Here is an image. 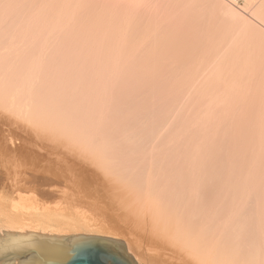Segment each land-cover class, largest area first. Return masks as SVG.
<instances>
[{"label":"bare ground","instance_id":"obj_1","mask_svg":"<svg viewBox=\"0 0 264 264\" xmlns=\"http://www.w3.org/2000/svg\"><path fill=\"white\" fill-rule=\"evenodd\" d=\"M36 1L40 2V0H36ZM89 1L87 2L86 0L87 3H89ZM100 1L102 2V0ZM139 1H141L142 3L143 0H138L136 2ZM154 1L155 0H146L145 3L148 2L149 4L148 3L147 4L150 6L151 3L156 4V1L155 2ZM206 1L205 3L216 2L215 3L216 5L217 2L220 3L218 0H210V1L206 0ZM243 1L245 3V6L244 8H240V9L232 8V6L230 7L225 2L224 4L223 1L221 5L219 4L218 6L222 8L221 9L219 7L223 11L221 12L224 13L225 16H227V18H224L225 20L229 19L230 20L229 22H232L231 24L233 26H235L236 24L238 25V26L236 25L235 27L232 26V28H235L233 29L234 33L239 32L241 36L242 35L244 36L243 33H245L247 34V37H251V34H256L255 37L257 36L259 40H262L264 36H262L260 31L259 34L253 30L255 28L254 25L256 24H254V21L253 23H251V21L254 17V20L258 18L257 21L255 22H258L260 20L261 24L264 23V0H243ZM81 2L82 1L80 0H41L40 5L44 3L43 5L40 6L38 5L39 3L37 2L38 6L35 5L33 6V3L35 4L34 0H0V21H1L0 23H2V20L4 19V20H10L12 22L14 21L17 25L12 27L11 31L12 32L14 31V33L13 34L11 33L9 35H6L7 32L6 34L4 33L5 30L2 27L0 28V234L7 232H23V233L54 235V236H94L101 238H109L113 240H117L114 239L116 237L114 238L112 236L110 237L109 234L118 237L121 236L122 238L125 239L123 244L126 248V253L132 257L135 264H264V238L261 237L264 234H260L261 238L256 236L258 234V229L260 227L261 229L262 227L264 229V223L262 225L260 222L262 221L260 220L261 217L264 216L263 215L264 203L263 202L258 203L259 199L257 198L258 199L257 200L255 198L256 196L257 197L261 196V198L264 199V169L260 168L256 170L255 168H253L254 166L249 167L248 165H246L250 159H245L241 157L243 154L240 155L238 152L229 151L227 147L228 143L226 144L224 142L223 140L224 138L215 134L214 131H213L214 134H209L208 132H210V127L207 126L208 124L207 125L205 124L207 123V120L208 121L211 120L209 118L210 117L209 114L211 113L209 112L210 111L212 112L213 106H215L214 104H218V98L220 103L221 99L222 102L224 101L223 98L227 94L229 95L230 92L233 94L232 91H234L233 86L235 84L236 86H238L239 84L242 85L241 80H243L245 81L243 82V84L247 83L253 85L256 83L257 85L260 79H257L256 77L257 79L256 82L255 78H254L255 81L252 79L253 76L247 77V75L252 74L251 72L247 74L246 75L247 78H245L243 75H245L246 73L244 74L243 70L244 67L246 66L242 67L243 68V70H241L243 71V75H242V72H240L241 73L240 74L237 73L235 70H232V67L234 65L232 66L231 64H229L230 62L227 63L228 64L227 66L226 65L224 66L225 62L219 59L222 61V64L219 62V60L218 62L220 64L219 63L218 64L223 68H218L219 71L217 72L216 70L218 69L216 68L218 64L216 63L214 64L213 62H210V66L208 70L206 69L208 68V64L206 62V65L201 66L200 68L201 70L199 71L204 74L206 73L207 76L203 75L205 77L203 78L202 74H200L201 75V76L199 75L201 77L200 81H199V76H197L198 78L194 77L193 80H195L196 82L192 81L191 79L190 81H192L193 85H190L191 88H189L191 90H194V85H195V88H197L198 86L197 89L199 88L202 89V86L205 85L203 86V90H205L204 88L207 89L209 85L208 83H210L211 85V82H216L218 78L221 81H223V83H220L221 82L220 80L219 83L218 81L216 82L217 86L214 85L216 86V89L213 86L216 92L212 90H211L212 92L211 91L209 92V88L207 90L209 92L208 95L209 94L211 95L209 96V99H207L208 102L206 104L207 107L205 106L206 108L204 109L209 112L208 114L206 113L207 116H205L206 111L204 110L203 111L204 114L201 113L200 115L201 117L204 116L203 118L209 116L208 119L205 118L206 122L205 119L202 118L200 119L203 120L204 122L201 121L199 118H198L199 120L198 119L193 120L191 119V117L189 118L188 116H186L187 115L186 112L188 111H186L184 114V108L183 106H181L182 104L180 105V103H178L179 105H176L177 103L174 102L168 104H161L158 101L160 103L158 105L159 107H157V109H155L156 108L155 107L154 110L150 109L149 108L150 105L147 104L146 106H148V108H145L144 110H142L143 107L142 109L140 108V110L131 109L132 112H130L131 113L130 117L128 116L129 114L127 115L125 112H123L129 117L128 121L124 120L125 122H123V124L121 123V125L118 124V127L117 124L116 127L115 124H113L114 127L111 126L110 128L107 125L110 126L112 125L113 122L107 120L110 119L109 116L111 115L109 113L110 112L109 109H107V107L104 108L107 109V111L105 112H107L110 115L107 114L106 117H103V115L106 114L105 112L103 113L104 111L103 106H101L102 109L98 108V110L97 109L94 110L92 105H90L89 103L87 104L86 102L87 100L85 96L83 97L81 95L83 93H80L82 92V90L79 89L80 83L77 84L78 86L76 85L77 88L76 86L75 88H73L74 85L71 88L72 82L70 80L73 79L69 80L68 78L67 80L70 81V83L69 82L66 83L67 81H64L66 83V86L63 81L62 82L64 85L62 84L60 79H57L56 80L57 82L55 81V83L52 82V84H50L51 80L45 83L48 80L45 79L44 77L47 74V72L46 74L41 73L42 69L44 68L47 69V67H49L50 69L51 67V65H48L47 62H45L43 59V55L44 53L48 52L46 51L48 48L50 49V47L52 48L53 46L52 49H55L54 45H57L58 47L59 46L66 47L65 50H69V47L70 50H72L74 47H76V50L77 48H81V50L80 49H78L79 51L77 50L79 54L80 52H82L83 50L82 47L84 46L80 44L82 43L80 41L84 39V43H85V40L86 39L88 40V37H86L85 32H84L85 34H83V32L82 33L80 32L81 34L85 35L84 38H81L82 36L81 37L78 36L79 38H81L79 41L80 43L79 42L75 43L74 41L75 39L74 40L72 39L74 43L78 46H75L73 43L65 42L64 40L62 44L61 42L58 43V39L60 40L61 38L67 37L68 35L70 37L72 32L74 35L77 32L75 30V27H72V24H73V20H75L74 18H77L75 16L78 14V12L82 11L79 10L80 9L79 7L82 8L83 6L82 4H84L83 2L82 3ZM90 2L92 4L94 3L92 2V0ZM115 2H117V0H115ZM121 2H123V0ZM129 2H131V0ZM129 2H127V5H129ZM105 3L102 4L105 5ZM113 4L114 6L117 5V4L115 5V3ZM111 5L112 4H110V6ZM143 5L140 6L142 7ZM121 6L126 7V3L125 5H121ZM149 6H147V9ZM143 7L145 8V6ZM143 7L141 9H143ZM93 8L96 9L98 7L96 8L93 7ZM107 8H108V4H107ZM100 9H103V7ZM84 10L87 12L89 11V9L88 10L84 9ZM104 14L105 13L102 14V18ZM122 14H124V12ZM130 14L131 13H127V15ZM82 16L83 13L82 15L80 14V17ZM110 16H112V14H110ZM99 18L101 17H98L97 21H100ZM114 18L112 20H114ZM118 18L120 17L117 16V19ZM84 19H86V17ZM108 21L109 20L107 19V22ZM121 21L119 25L121 24ZM95 22H91V24L94 23L93 25H95L96 24ZM107 22H105V24ZM123 22L122 25L119 26V29L123 28L122 27ZM134 22L135 21H133V23ZM82 23L79 24L83 26ZM258 25H256L255 30L258 29L259 27ZM98 26L100 25L98 24L96 27ZM125 26L126 25H124V27ZM77 27L78 26H76V28ZM116 27L118 29V24L115 26V29ZM90 28L92 27L91 26L89 28L86 27L85 28L86 30L84 29V31L88 32L87 29ZM100 28L103 27L100 26ZM106 28H103L101 30L104 31L105 29V31H108L106 30ZM239 28L242 30L237 31L239 30ZM97 29L99 30V27ZM112 29H114V27ZM127 29L125 30L128 31ZM91 30L94 31V28H92ZM96 30L94 32L92 31L93 33H91V35L93 34L94 36V33L98 34ZM130 30L132 31V29ZM133 30L135 29L133 28ZM74 31L76 32L74 33ZM16 32H18V34L21 33V35L27 36L28 38L30 36L34 40L45 37L46 40L44 41V39H42L43 42L37 43L36 41L31 42L32 40H30L31 43L30 44L28 43L29 49H31L30 47H33L32 49H35L34 47L40 48L41 53L39 52L40 53L39 56L28 59V57L26 58V55L25 56L21 55L20 48H18V45H16L17 42H15L14 40V38H16L15 35H18L15 34ZM106 33L108 35L112 34L111 32L110 33L106 32ZM119 33H122L121 29ZM87 34H90V32ZM100 34L102 35L101 38L104 37L103 36L104 32L103 34L99 33V35ZM135 34L137 33L135 32ZM91 35L89 37L90 39H91ZM96 37H98V35ZM109 39L110 38H108V41ZM114 39L110 40V42H107V44L111 43V41L113 42ZM69 40L71 41V38ZM87 40L86 43L88 46ZM49 41H52L51 44L49 43ZM96 41L97 38L95 40V44ZM91 42L90 44H92ZM137 42L135 41V43ZM104 45H106L105 42ZM95 46L97 48L98 45ZM95 46L94 48L88 46V48L91 47L90 49L93 48L92 50L94 51L96 49ZM106 46L109 47H104L102 45L103 49L108 48V50L106 49V51H110L109 50L110 47L114 48L113 50L117 49L116 50L117 52L119 50L118 49L119 46L116 48L117 44L113 47L112 45L110 46V44ZM102 47H99V49ZM63 49L61 48L60 50ZM123 49L125 50V48ZM84 51H88V49L86 48V50ZM60 52L62 53V51ZM65 53L67 52H64L63 54L64 56ZM94 53L97 52L94 51ZM102 53L104 52L101 51V54ZM113 53L114 52L112 51V55ZM73 54L75 53L73 52ZM119 54L123 55V53L121 52ZM114 55L116 54L114 53ZM91 61L93 62V64L99 63V60H96L95 58H93ZM253 61H251V63H253ZM57 62H59V59ZM79 63H81V61ZM123 63H121V65ZM212 64L215 68L211 66ZM240 64L239 67H241ZM75 65L77 66V64ZM75 65L73 66V68L76 69ZM124 65H126V63ZM229 65L232 67H229ZM97 66L99 65L97 64ZM103 67H105V65ZM224 67L228 68L227 71L228 74L236 72L237 75L231 74L230 76L226 74V72L224 74V71H226L225 70L226 68ZM203 68L206 70L205 72ZM211 69L213 70L216 69V70L212 71ZM120 70L123 69L121 68ZM210 70L212 73L215 72L214 73L215 75L212 74L211 72L210 74L207 72ZM55 71L56 70H54V72ZM42 72L44 71L42 70ZM107 72L108 70L105 73L106 76L103 74L106 78L110 76L109 74V76L107 77ZM48 73H50V70ZM113 73L114 72H112V74ZM123 73L122 75L120 76L117 75V76L119 78L121 76L123 77L125 75V74L123 75ZM211 74L213 76H211ZM208 75H210V77H208ZM97 76H95V79L93 77L92 81L96 80ZM216 76L218 77L216 78ZM214 77L215 79H213ZM46 78H49V75H47ZM80 78L82 79V77ZM195 78L198 80H196ZM211 78L213 79V81ZM227 78H229L230 80L228 79V81L224 83V81L227 80ZM40 79H42L41 82ZM44 79H45L44 82L45 84L43 83ZM64 79L66 80L65 77ZM111 79H113V77ZM114 79H113V86H114V81L116 80ZM99 80L101 81V79ZM104 81L106 80L104 79ZM190 81L189 83H191ZM229 81H231L232 83L230 82L229 84ZM240 81L241 83H239ZM83 83L84 82H82V84ZM87 83L88 82H86V84ZM96 83L98 84V82ZM68 84H70L69 85L70 87L68 86ZM222 84L224 88H221ZM225 85L227 86L225 87ZM104 86H106L105 89H109L107 88V84H105ZM110 86H112V84H110ZM113 86L111 89L114 90ZM97 88H99V86H97ZM100 88L102 89V84ZM239 89L240 88H238V91ZM97 91L99 92V89ZM101 91H102L100 92L101 94L99 93L101 95L100 101L103 102L104 105L108 106L109 104H111L110 100L113 96L110 97L109 104H107L108 102H106L105 104V101L108 100H106L105 97L104 87ZM224 92L227 94H225ZM136 93L135 95H137ZM212 93L214 96H212ZM231 93L230 95H232ZM196 95L194 96L196 97ZM106 96L109 98L108 92H106ZM221 96L223 97L220 98ZM82 97L84 101H82L81 99ZM95 97H97V95ZM207 97L208 96H206V98ZM117 98H120L119 95L117 96ZM125 99L127 98L125 97ZM160 99L162 100V97ZM149 100L151 101V99ZM200 100L201 102L204 101L202 99ZM118 101L119 100L117 99V102ZM83 102L86 103L87 105L84 104ZM140 102L142 101L140 100ZM199 102H197V104ZM223 103L225 104V101ZM120 104L122 103L120 102ZM125 104H127V102ZM192 105H196V104H192ZM228 105L227 107H229ZM109 106L112 107L111 105ZM109 106L108 108H110ZM240 107L242 109V106ZM134 108H137V106L135 107L134 105ZM185 108L187 107L185 106ZM120 112L118 114V117L124 115L123 113ZM189 113L190 115L192 114L191 112ZM112 115H115V113ZM88 117L90 118L92 117V118L90 119ZM115 117H116L115 119L117 120L118 119L117 115ZM213 117L212 120L214 119ZM104 118L105 119L107 118L106 119L107 122L110 121L111 123L109 122L110 124H105L104 122H106V120ZM123 119L121 118V120H117V121H122ZM112 131L118 132L117 138H115L116 136L111 137L112 135H110V132ZM215 131H218V128H215ZM219 133H221V131H219ZM231 145H233V143ZM51 149H52L51 152L56 151L54 153H56L57 155L53 154L56 155L53 156L54 158H52V156L49 155V153H51L50 152ZM249 152L250 150L248 151V153ZM70 154L73 155L74 157L72 156L71 158ZM106 154L112 155V157L108 158ZM113 154H115L116 157ZM250 154L251 152L247 154L246 158ZM67 155L68 157L70 156L69 157L71 158L70 160L74 158L73 161L74 162L76 161V164L77 162L81 161L80 163L85 162L86 165L81 166V164L79 163L78 165L80 166H73L74 164L70 162V160H68L69 158L67 157ZM56 163H58L59 165L54 166ZM103 166H110L109 167L110 169L104 171L106 167L104 168ZM236 166H241L240 168H242V166H248V167L246 169H243L242 171ZM262 168L264 167L262 166ZM84 180L88 181L86 186H88V188H91V190L87 191V194L84 192L83 193L86 194L87 197L89 196L88 197L89 199L92 200L94 199V201L96 199L95 203L98 205L97 207L98 209L94 205L91 206L92 208H94L93 210L97 209L96 211H98L97 213L94 214L95 217L98 218L97 221L99 222L100 225V226L94 225V227L96 226V228L97 226H99V228L97 229L98 231L96 230V228L95 229L92 228L93 226H90L91 224L73 221L72 219L67 217V215L63 211L64 208L66 209L71 208L74 210H78L79 208H82V206L79 204L80 201L79 202L75 201L76 197L77 199H81V198H78V196H73L74 194L73 195L70 194L71 197L72 196L75 197V200H73L74 198L71 199L70 195L67 196L68 194L66 193L69 186L71 187V185H75L74 187H78L80 183L86 184ZM72 191L74 192L75 190ZM80 195H82V193ZM87 197L85 196V198ZM45 205H49V206L44 207ZM52 205H55V208H52L51 207ZM258 224H260V226H258ZM100 229L102 232L101 231L99 232ZM254 231H257L256 235ZM105 234H108V236ZM121 237L118 238V240L121 239Z\"/></svg>","mask_w":264,"mask_h":264},{"label":"rangeland","instance_id":"obj_2","mask_svg":"<svg viewBox=\"0 0 264 264\" xmlns=\"http://www.w3.org/2000/svg\"><path fill=\"white\" fill-rule=\"evenodd\" d=\"M80 1H82L84 4H80L81 6H82V8L81 7H79L80 9L79 10H82V11H80V12H78V14L75 16V17H77V18H74L75 20H73V24H72V27H75V30L77 31H74V33H75V35L73 34V32L71 33V35H70V37H69V35L67 36V37H64V38H66V39H64V38H61L60 40L58 39V43H60L61 42V44H62V42H63V40L65 41V42H68V43H73L75 46H78V45H76L75 43H77V42H79L80 41V39L81 38H84V36L86 35V37H88V40H87V42H88V46H91V47H93L94 48V46L95 45H98L97 46V48H96V46H95V48L97 49H95L94 51L95 52H97V53H94V51L92 50V49H90V48H88V46H87V43H86V40H85V43H84V39H82L80 42H82V43H80V44H82V46H84V47H82L83 48V50H82V52H80V54H79V50L78 49H80L81 50V48H77V50H76V47H74L72 50H70V47H69V50H65L66 49V47H61V46H57V45H54L55 47V49H52L53 48V46H52V48L50 47V49H51V51H50V49L48 48L46 51H48V52H46V53H44V55H43V59H44V61L45 62H47V64L48 65H51V67H50V69H49V67H47V69L46 68H44V69H42L44 72H42V70H41V73H45L46 74V72H47V74L44 76L45 77V79H48L46 82H45V79L43 80V83L45 82V83H47L48 81H50L51 80V82H50V84H52V82H54L55 83V81L57 80V79H60V81L62 82H64V81H67L66 83H70V81L72 82V85H71V88H72V86H73V88H75V86L77 85V84H79L80 86H81V88H80V86H79V89H81L82 90V92H80V93H83V94H81L83 97L85 96V98H86V102H87V104L89 103L90 105H92L93 106V108H94V110H98V108L99 109H102L101 108V106H103V113L105 112V111H107V109H109V113L111 114H108L107 112H105L106 114L105 115H103V117H106V115L108 114V115H110L109 117H110V119H107V120H110L111 122H113L112 123V125H107L108 127H110L111 128V126H113L114 127V125L113 124H115V127H116V124H117V127H118V124L119 125H121V123L123 124V122H125L124 120H126V121H128V119H129V117H130V115H131V113L130 112H132V110L133 109H137V110H140V108L142 109V107H143V109L142 110H144L145 108H148V106H146L147 104L148 105H150V109H153L154 110V108L155 109H157V107H159L158 105L161 103V104H168V103H171V102H174V103H177L176 105H179L178 103H180V105L181 106H183V108H184V114H185V112L186 111H188V112H186L187 113V115L186 116H188L189 118L191 117V119H193V120H197L198 118L200 119V118H202V119H205V118H207L208 119V117H205V118H203L204 116H200L201 115V113H203V111L205 110L204 108H206L207 107V99H209V96L211 95V94H209L208 95V93L212 90V91H215L214 90V88L216 89V86H217V84H216V82L218 81V83L221 81L219 78H218V80L216 81V82H211V85H210V83H208L207 85H208V87H207V89L206 88H204L205 90H203V86H205V85H203L202 86V89L201 88H199V89H197L198 88V86H197V88H195V85H194V90H191V89H189V88H191V86L190 85H193L192 84V81H194V82H196L195 80H193L194 79V77H197V76H199L200 74H202V76L204 75H206L207 76V74L205 73H202V72H200L199 70H201L200 68H201V66H203V65H206V62H207V64H208V68H206V69H208L209 70V66H210V62H213L214 64L216 63V64H218L219 62L222 64V61H224L225 62V64H224V66L226 65H228L227 63H229V64H231L232 66H230L229 65V67H232V70H235L237 73H240V72H242V75H243V71H244V74L245 75H243L245 78H247L248 76H250V77H252V79L255 81V79H256V77H257V79H260L259 81H258V83H257V85H256V83L255 84H253V85H251V84H247V83H244L243 84V82H245V81H243V80H241L242 81V85H238V86H236V84L233 86V90L234 91H232L233 92V94L232 95H230V93H229V95L227 94V93H225V94H227L223 99H224V101H225V104L222 102V99L220 100V103H219V98H218V104H214L215 106H213V110H212V112L210 111H207V110H205L206 112H205V114L207 113L208 114V112L209 113H211V114H213V115H211V114H209L210 115V119L212 120V117L214 118L212 121L211 120H207V123H205L207 126H209L210 127V132H208L209 134H214V132H215V134H217V135H219V136H221V137H223L224 139V142L228 145L227 147H228V150L229 151H231V152H238L240 155H242L241 157H243V158H245V159H250L249 161H248V163L246 164V165H248L249 167H252V166H254L253 168H255L256 170L257 169H264V168H262V166L264 167V37H263V39L262 40H259L258 39V37L256 36L255 37V35L256 34H251V37H247V34H245V33H243L244 34V36L242 35H240V33L238 32V33H234V31H233V29H235V28H232V22H229L230 20L228 19V20H225L224 18H227V16H225V14L224 13H222L223 11L221 10L222 8L220 7V6H218L219 4L221 5V3H222V1H223V3L225 2L227 5H229L230 7L232 6V8H235V9H240V8H244V6H245V3H244V1L243 0H234V1H232V0H218L220 3H218L217 2V5L213 2H209V3H205V1L206 0H155L156 1V4L155 3H151L150 4V6H152V7H150L147 3H145V1H144V3H143V1H142V3H141V1H139V2H136V1H138V0H131V2H129L130 0H126L127 2H129V5H127V2L125 1V0H123V2H121L122 0H117V2H115V0H114V2H113V0H102V2L100 1V0H92V2H94V3H96L97 4V6H96V4H92L89 0H87V2L89 1V3H87L86 2V0H80ZM100 1V2H99ZM105 1H106V3H105ZM119 1V2H118ZM136 2V3H133V2ZM154 1V2H155ZM190 1H192V2H190ZM210 1V0H209ZM34 2H35V4L33 3V6L35 5V6H38V5H40V3H41V0H40V2L39 1H36V0H34ZM37 2L39 3L38 5H37ZM81 2V3H82ZM100 4H99V3ZM109 2V3H108ZM115 3V5L117 4H121V5H125V3H126V7H124V6H114V4L113 3ZM121 2V3H120ZM207 2V1H206ZM80 3V2H79ZM102 3H105V5L104 4H102ZM122 3H124V4H122ZM138 3V4H137ZM159 3H161V4H159ZM191 3V4H190ZM224 3V4H225ZM44 3H42L41 5H43ZM91 4V5H90ZM107 4H108V8H107ZM110 4H112L111 6H110ZM132 4V5H131ZM134 4V5H133ZM143 4H145V5H143ZM188 4V5H187ZM190 4V5H189ZM40 5V6H41ZM79 5V6H80ZM86 5H87V7H86ZM139 5V6H138ZM140 5H143V6H145V8L143 7V9H141L142 7L140 6ZM216 7H215V6ZM89 6V7H88ZM99 6H100V8H102L103 7V9H104V11H103V9H100L99 8ZM109 6H110V9H109ZM114 6V7H113ZM130 6H132V7H130ZM133 6H136V7H133ZM147 6H149L148 7V9H147ZM156 6V7H155ZM93 7H98V8H96V9H94ZM121 10V9H123V10H121V12H120V10L118 9V8ZM128 7V8H127ZM131 9H130V8ZM140 7V8H139ZM221 9H220V8ZM133 8V9H132ZM136 8H137V10H136ZM155 8V9H154ZM84 9H86V10H88L89 9V11L87 12V11H85ZM90 9H91V11H90ZM94 11H93V10ZM117 10V11H115V10ZM152 9V10H151ZM97 11V13H96V11ZM102 11V12H100V11ZM118 10H119V12H118ZM134 10V11H133ZM143 10V11H142ZM84 11H85V13H84ZM99 11V12H98ZM106 11H107V13H106ZM109 11H110V14H112V16H110V14H109ZM124 12V14H122L123 12ZM132 11V12H131ZM148 13H147V12ZM219 11V12H218ZM222 11V12H221ZM83 13V18L82 17H80V14L82 15V13ZM94 12V13H93ZM117 14H116V13ZM141 12H142V14H141ZM153 12V13H152ZM88 13V14H87ZM93 14V16H92V14ZM101 13V14H100ZM103 13H105L104 15H103V18H102V14ZM126 13V14H125ZM127 13H131L130 15H127ZM133 13V14H132ZM138 13V14H137ZM155 13V14H154ZM91 14V15H90ZM100 14V15H99ZM140 14V15H139ZM148 14V15H147ZM223 14V15H222ZM79 15V16H78ZM91 16V17H89V16ZM96 15V16H95ZM115 15H116V17H115ZM124 17H123V16ZM127 15V16H126ZM132 15V16H131ZM134 15V16H133ZM136 15V16H135ZM86 17V19H84L85 17ZM101 17V18H99V20L100 21H97L98 20V17ZM117 16L118 17H120V18H118L117 19ZM139 16H141V17H139ZM143 16V17H142ZM145 16V17H144ZM89 19H88V18ZM96 19H95V18ZM104 17H106V18H104ZM110 17H112V18H110ZM116 19H115V18ZM125 17H126V19H125ZM129 19H128V18ZM134 17V18H133ZM137 17H139V18H137ZM149 17V18H148ZM79 18H80V21H79ZM114 18V20H112ZM122 18H124V19H122ZM141 18V19H140ZM147 18V19H146ZM256 18V17H255ZM82 19V20H81ZM89 21H91V22H95L97 25L99 24L101 27H103V28H106V27H109L110 26V24H111V26L109 27V28H106V30H108V31H105V29H104V31L103 30H101V29H103V28H100V26H98L99 27V30L97 29L98 27H96L95 25H93L94 23H92L91 24V22H89ZM90 19H92V20H90ZM107 19L110 21H108L107 22ZM120 19V20H119ZM137 19V20H136ZM258 19V18H257ZM257 19L256 20H254V17H253V19H252V21H251V23H253V21H254V24H256V25H258V24H260V25H258L259 27H258V29L257 30H255V28H256V25H254L255 26V28L254 27H251V28H254L253 30L254 31H256L257 33H259V31H260V33L262 34V36H264V23H262L261 24V22H260V20L258 21V22H255V21H257ZM76 20H78V21H76ZM84 20V21H83ZM87 20V21H86ZM118 20H119V23H120V21H121V24L119 25V23H118ZM129 20V21H128ZM135 21L134 23H133V21ZM82 21H83V23H82ZM102 21V22H101ZM112 21V22H111ZM117 21V22H116ZM124 21V22H123ZM140 21V22H139ZM146 21V22H145ZM228 21V22H227ZM1 22V21H0ZM9 22V23H8ZM82 23V25L83 26H81V24H79V23ZM89 22V23H88ZM99 22V23H98ZM105 22H107L106 24H105ZM122 22H123V28H125V29H127L128 31H126L125 29H123V28H120L121 29V32L122 33H119L120 32V29H119V26H121L122 25ZM142 22V23H141ZM11 23H12V25H11ZM15 22L13 21H10V20H2V23H0V28L2 27L4 30H5V34H6V32H7V34L6 35H9V34H13L14 33V31L12 32L11 30H12V27L13 26H15L16 25V23L14 24ZM86 23H88V24H85ZM114 23V24H113ZM115 23H116V25L118 24V29H117V27H116V29H115ZM128 23V24H127ZM138 23V24H137ZM224 23V24H223ZM7 24V25H6ZM14 24V25H13ZM75 24H77V25H75ZM91 24V25H90ZM132 24V25H131ZM136 26H135V25ZM230 24V25H229ZM3 25V26H2ZM4 25H5V27H4ZM88 25V26H87ZM93 25V26H92ZM124 25H126L125 27H124ZM237 25V24H236ZM235 25V26H236ZM17 26V25H16ZM76 26H78L77 28H76ZM83 28H81V27ZM84 26H85V28L87 27V28H89L90 26L92 27V28H94V31L96 30V32H98V34L97 33H94V36H93V34L91 35V33H93L94 31L93 30H91L92 28H90V29H87V31L88 32H86V31H84ZM141 26V27H140ZM235 26H233V27H235ZM238 26V25H237ZM253 26V25H252ZM262 26V27H261ZM114 27V29H112ZM140 27V28H139ZM96 28V29H95ZM133 28L135 29V30H133ZM8 29V30H7ZM74 29V28H73ZM73 29H72V31H73ZM81 31H80V30ZM130 29H132V31L130 30ZM259 29H262V30H259ZM79 30V31H78ZM83 30V31H82ZM86 30V29H85ZM114 30V31H113ZM116 30H118V31H116ZM130 30V31H129ZM240 30H242V29H240L239 28V30H237V31H240ZM93 31V32H92ZM112 33V34H107L106 32H108V33H110V32ZM113 31V32H112ZM125 31V32H124ZM83 32V34H85V35H83V34H81V33ZM85 32V33H84ZM90 32V34H87V33H89ZM103 32H104V34H103ZM135 32L137 33V34H135ZM226 34H225V33ZM228 32V33H227ZM236 32V31H235ZM243 32V31H242ZM241 32V33H242ZM81 35H80V34ZM99 33H102L103 34V36L104 37H102L101 38V34L99 35ZM115 33V34H114ZM126 33V34H125ZM259 33V34H260ZM15 34H18V32H16ZM73 34V35H72ZM109 36H107V35ZM114 34V35H113ZM121 35V36H119V35ZM124 34V35H123ZM229 34H230V36H229ZM21 33H19L18 35H15L16 36V38H14V40H15V42H17V44L16 45H18V48H20V51H21V55L22 56H25L26 55V58L28 57V59L29 58H32V57H37V56H39V54L41 53L40 52V48L38 47H34L35 49H32L33 47H30L31 49H29V44L31 43V42H43V40L42 39H44V41L46 40L45 39V37H42V38H38V39H32L30 36H29V38L27 37V36H23V35H21ZM90 35H91V39L89 38L90 37ZM98 35V37H96ZM106 35V36H105ZM112 35V36H111ZM115 35H117V36H115ZM124 37H123V36ZM129 35V36H128ZM227 35V36H226ZM235 35H237V36H235ZM250 35V34H249ZM248 35V36H249ZM254 36V38H253V36ZM19 36V37H18ZM78 36H82L81 38H79ZM100 36V37H99ZM226 36V37H225ZM18 37V38H17ZM85 37V38H86ZM96 37L97 38V41H96V44H95V40H96V38L94 39V38ZM106 37V38H105ZM110 38L109 39V41H108V38ZM113 37V38H112ZM228 37V38H227ZM26 40H25V39ZM67 38H68V40H67ZM71 38V41L69 40ZM105 38V39H104ZM112 38V39H111ZM115 38V39H114ZM116 38H118V39H116ZM143 38V39H142ZM229 38H230V40H229ZM233 38H234V40H233ZM243 38V39H242ZM39 39H40V41H39ZM75 41V43H74V41ZM77 39V40H76ZM93 39V40H92ZM114 39V41L112 42L111 41V43H108L107 44V42H110V40H113ZM121 39V40H120ZM122 39H124V40H122ZM232 39V40H231ZM253 39V40H252ZM30 40H32L31 42H30ZM91 40H92V42H91ZM99 40V41H98ZM104 40V41H103ZM107 40V41H106ZM117 40V41H116ZM127 40V41H126ZM132 40V41H131ZM143 40V41H142ZM225 40H227V41H225ZM70 41V42H69ZM121 41H124V42H126V43H124V42H121V44H120V42ZM135 41L137 42V43H135ZM140 41H142V42H140ZM220 41H221V43H220ZM248 41V42H247ZM262 41V42H261ZM51 42L52 41H49V43L51 44ZM64 42V43H65ZM90 42L92 43V44H90ZM104 42H105V44L106 45H109L110 44V46L112 45V47L113 46H115L116 44H117V46H116V48L119 46V50H118V52L116 51V50H113L114 48H109V50L110 51H106V49L108 50V48H104L103 49V47H102V45L104 46V47H109V46H106V45H104ZM115 42H117V43H115ZM257 42V43H256ZM27 43V44H26ZM29 43V44H28ZM115 45H114V44ZM225 43V44H224ZM239 43V44H238ZM84 44V45H83ZM100 44V45H99ZM124 44H126V45H124ZM138 44V45H137ZM229 44H232V45H229ZM260 44V45H259ZM20 45V46H19ZM22 45V46H21ZM28 45V46H27ZM122 45H124V46H122ZM219 45V46H218ZM87 46V47H86ZM125 48V50L122 48ZM228 46V47H227ZM88 49V51H84V50H86V48ZM99 47H102V48H100L99 49ZM120 47H121V50H120ZM134 47V48H133ZM196 47V48H195ZM22 48H24V49H22ZM28 48V49H27ZM59 48V49H58ZM63 49V50H60V49ZM128 48H130V49H128ZM219 50H218V49ZM26 49V50H25ZM91 51H90V50ZM105 50V51H103V50ZM133 49V50H132ZM194 49V50H193ZM196 49V50H195ZM201 49V50H200ZM222 49V50H221ZM225 49V50H224ZM228 49V50H227ZM237 49V50H236ZM59 50V51H58ZM129 52H128V51ZM33 53H32V52ZM60 51H62V53L60 52ZM71 51H73L75 54H73V52H71ZM98 51H99V53H98ZM101 51L102 52H104V53H102L101 54ZM112 51L116 54V55H114V53H113V55H112ZM117 53H116V52ZM133 51V52H132ZM135 51V52H134ZM241 51H242V53H241ZM26 52V53H25ZM35 52V53H34ZM40 52V53H39ZM64 52H67V53H65V56L63 55L64 54ZM69 52H70V55H71V57H70V55H69ZM78 52V53H77ZM84 52H85V54H84ZM107 52V53H106ZM111 54H110V53ZM123 53V55H121V54H119V53ZM59 53V54H58ZM83 53V54H82ZM91 53V54H90ZM128 53H130V54H128ZM135 53V54H134ZM222 53V54H221ZM50 54V55H49ZM87 54H90V55H87ZM99 54V55H98ZM106 54V55H105ZM127 54V55H126ZM217 54V55H216ZM230 54H231V56H230ZM232 54H234V55H232ZM31 55V56H30ZM58 55V56H57ZM75 55V56H74ZM82 57H81V56ZM98 55V56H97ZM103 55V56H102ZM214 55H216V56H214ZM223 55V56H222ZM229 55V56H228ZM245 55V56H244ZM49 56V57H48ZM54 56V57H53ZM57 56V57H56ZM86 56V57H85ZM94 56V57H93ZM96 56V57H95ZM104 56H105V58H104ZM113 56V57H112ZM115 56V57H114ZM128 56V57H127ZM59 57V58H58ZM63 57H65V58H63ZM68 57V58H67ZM76 57V58H75ZM80 57V58H79ZM98 57V58H97ZM103 57V58H102ZM109 57V58H108ZM111 57H112V59H111ZM119 57H121L122 58V61H121V58H119ZM133 57V58H132ZM228 57V58H227ZM239 57V58H238ZM242 57V58H241ZM244 57H246V58H244ZM252 57V58H251ZM25 58V57H24ZM70 58V59H69ZM91 58V59H90ZM93 58H95L96 60H99V63H94L93 64V62L91 61ZM102 58V59H101ZM224 58H226V59H224ZM250 60H249V59ZM46 59H47V61H46ZM52 59V60H51ZM58 59H59V62H57L58 61ZM62 59V60H61ZM77 59V60H76ZM86 59V60H85ZM87 59H89V60H87ZM106 59V60H105ZM111 59V60H110ZM116 59V60H115ZM117 59H119V60H117ZM213 59V60H212ZM219 59H221V60H219ZM240 59V60H239ZM56 60V61H55ZM79 60V61H78ZM104 60V61H103ZM217 60V61H216ZM218 60H219V62H218ZM249 60V61H248ZM254 60V61H253ZM69 61V62H68ZM81 61V63H79ZM83 61H85V62H83ZM89 63H88V62ZM91 61V62H90ZM125 61V62H124ZM131 61V62H130ZM214 61H216V62H214ZM238 61V62H237ZM251 61H253V63H251ZM50 62V63H49ZM65 63V65H64V63ZM75 62H77V63H75ZM82 62H83V64H82ZM104 62V63H103ZM108 62V63H107ZM113 62V63H112ZM124 62V63H123ZM127 62H129V63H127ZM236 62V63H235ZM248 62V63H247ZM54 63V64H53ZM60 63V64H59ZM62 63V64H61ZM68 63V64H67ZM79 63V64H78ZM101 63V64H100ZM107 65H106V64ZM121 63H123L122 65H121ZM126 63V65H124ZM219 63V64H220ZM241 63V64H240ZM243 63V64H242ZM57 64V65H56ZM75 64H77V66L75 65V67H76V69L75 68H73V66ZM81 64V65H80ZM87 64V65H86ZM90 64H91V66H90ZM96 64V65H95ZM97 64L99 65V66H97ZM217 65V68L216 69H218V68H223V67H221L220 65ZM239 64H240V66L241 67H239ZM253 64V65H252ZM53 65H54V67H53ZM68 65V66H67ZM79 65V66H78ZM105 65V67H103ZM115 67H113V66ZM120 65H121V67H120ZM131 65V66H130ZM248 65H250V66H248ZM60 66V67H59ZM82 66V67H81ZM86 66V67H85ZM107 66H109V67H107ZM110 66H111V68H110ZM117 66V67H116ZM125 66H126V68H125ZM211 66H213V64L211 65ZM244 66H246V67H244ZM85 67V68H84ZM91 67V68H90ZM94 67H95V69H94ZM98 67V68H97ZM103 67V68H102ZM124 67V68H123ZM205 67H207V66H205ZM204 67V68H205ZM214 67V66H213ZM212 67V68H213ZM242 67H244V70H243V68ZM61 68V69H60ZM63 68H64V70L65 69H67V70H63ZM81 68V69H80ZM83 68V69H82ZM100 68V69H99ZM108 70V72H107V77L109 76V74H110V76L108 77V78H106L105 76H106V69ZM114 68V69H113ZM116 68H117V70H116ZM123 69V70H120V69ZM131 68V69H130ZM203 68V69H204ZM211 68V67H210ZM215 68V67H214ZM224 68H226L225 70L226 71H224V74H225V72H226V74H228L227 73V71H228V68L227 67H224ZM235 68H237V69H235ZM239 68V69H238ZM70 71H69V70ZM78 69H79V71L81 72H79L78 71ZM93 69H94V71H93ZM124 69H125V71H124ZM202 69V70H203ZM216 69H214V70H216ZM231 69V68H230ZM49 70H50V73H48L49 72ZM52 70V71H51ZM54 70H56L55 72H54ZM59 70V71H58ZM62 70V71H61ZM83 70V71H82ZM91 70V71H90ZM96 70V71H95ZM212 71H214L213 69H211ZM211 70L210 71H207L209 74H210V72H211ZM221 70V69H220ZM241 70H243V71H241ZM69 71V72H68ZM87 71V72H86ZM99 71V72H98ZM104 71V72H103ZM123 71H124V73H123ZM128 71V72H127ZM206 70L204 69V72H205ZM217 71H219V69L218 70H216V72ZM223 71V70H222ZM230 71V70H229ZM247 71V72H246ZM254 71V72H253ZM53 72V73H52ZM59 72V73H58ZM68 72V73H67ZM76 72V73H75ZM91 72H93V73H91ZM96 72V73H95ZM102 72V73H101ZM112 72H114L113 74H116V75H113L112 74ZM115 72H117V73H115ZM169 72V73H168ZM175 72V73H174ZM231 72H234V71H231ZM236 72H234V73H231V74H233V75H237L236 74ZM252 73V74H249V73ZM41 73H40V75H41ZM55 73V74H54ZM62 75H61V74ZM70 73V74H69ZM90 73V74H89ZM95 73V74H94ZM100 73V74H99ZM118 73H120V74H118ZM122 73H123V77L121 76L120 78L117 76V75H122ZM135 73V74H134ZM172 73V74H171ZM212 73V72H211ZM215 73V72H214ZM214 73H212V74H214ZM219 73V72H218ZM218 73H216V74H218ZM223 73V72H222ZM230 73V72H229ZM58 74V75H57ZM84 74H86V75H84ZM105 76H104V75ZM111 74H112V77H113V79L115 80L114 81V86H113V79H111L112 77H111ZM167 74V75H166ZM176 74V75H175ZM211 74V76H213ZM220 74V73H219ZM224 74H222V75H224ZM231 74H228V75H230L231 76ZM241 74V73H240ZM247 74H249V75H247ZM44 75V74H43ZM43 75H42V77H43ZM47 75H49V78H46V76ZM53 77H52V76ZM73 75V76H72ZM75 75V76H74ZM98 75V76H97ZM215 75V74H214ZM221 75V74H220ZM220 75H219V77H220ZM227 75V76H228ZM246 75H247V77H246ZM259 75V76H258ZM70 78H69V77ZM86 76V77H85ZM95 76H97L96 78L98 79H96V80H94V81H96V82H98V84L96 83V82H94V81H92L93 80V77H94V79H95ZM116 76H117V78H116ZM152 76V77H151ZM170 76V77H169ZM201 76V75H200ZM199 76V81H200V77ZM203 76V78H205ZM42 77H40V78H42ZM57 77V78H56ZM64 77L66 78V80L64 79ZM74 77V78H73ZM80 77H82V79L80 78ZM99 77V78H98ZM105 77V78H104ZM150 77V78H149ZM208 77H210V75H208ZM218 76H216V78H217ZM53 78V79H52ZM67 78L70 80V79H73V80H70V81H68L67 80ZM78 78H79V81H78ZM119 78V79H118ZM168 78V79H167ZM177 78V79H176ZM198 78V77H197ZM202 78V79H203ZM255 78V79H254ZM55 79V80H54ZM99 79H101V81L99 80ZM102 79H103V82H102ZM104 79L106 80V81H104ZM118 79V80H117ZM192 79V81H190ZM196 79V78H195ZM201 79V80H202ZM207 79H209V78H207ZM212 79V78H211ZM213 79H215V77L213 78ZM213 79H212V81H213ZM228 79L229 78H227V80H225L224 81V83H226V81H228ZM257 79H256V82H257ZM41 80L42 79H40V82H41ZM84 82L83 84H82V82ZM110 80V81H109ZM112 80V81H111ZM168 80V81H167ZM191 82V83H189V81ZM196 80H198V79H196ZM220 80V81H219ZM230 80V79H229ZM59 81V80H58ZM75 81V82H74ZM118 81V82H117ZM156 81V82H155ZM167 81V82H166ZM180 81V82H179ZM215 81V80H214ZM232 81V80H231ZM231 81H229V84H230V82ZM241 81L239 82V83H241ZM57 82V81H56ZM63 82H62V84H63ZM86 82H88L87 84H86ZM94 82V83H93ZM102 82V83H101ZM106 82H108V83H106ZM110 82V83H109ZM112 82V83H111ZM122 82V83H121ZM158 82H160V83H158ZM193 82V83H194ZM207 82H209V81H207ZM42 83V84H43ZM44 83V84H45ZM65 83V82H64ZM66 83H65V86H66ZM74 83H76V84H74ZM102 84V89H103V87H104V93H105V97H106V100H108V101H105V104H106V102H108L107 104H109V99H110V97H112L111 98V100H110V102H111V104H109V105H111L112 107H110L109 105V107L110 108H108V106L107 105H104L103 104V102H101L100 101V92H102L101 90V88H100V86H101V84ZM220 83H223V81H221ZM228 83V82H227ZM232 83V82H231ZM235 83V82H234ZM97 84V85H96ZM105 84H107V88H109V89H105L106 88V86H104ZM110 84H112V86H113V88H114V90H115V92H114V90L113 89H111L112 88V86H110ZM115 84H116V86H115ZM228 84V85H229ZM237 84H238V82H237ZM246 84H247V86H248V89H247V86H246ZM64 85V84H63ZM70 84H68V86H69ZM83 85V86H82ZM109 85V86H108ZM125 85V86H124ZM154 85V86H153ZM201 85V84H200ZM199 85V86H200ZM214 85H216V86H214ZM221 85V84H220ZM249 85H250V87H249ZM67 86V87H68ZM78 86V85H77ZM77 86H76V88H77ZM97 86H99V88H97ZM213 86H214V88H213ZM227 85H225V87H226ZM70 87V86H69ZM62 88H63V86H62ZM85 88V89H84ZM95 88V89H94ZM192 88H193V86H192ZM208 88H209V92L207 91L208 90ZM221 88H224V86H223V84H222V86H221ZM237 88V89H236ZM238 88H240L239 89V91H238ZM251 88V89H250ZM252 88H254V89H252ZM88 89V90H87ZM99 89V92L97 91ZM138 89V90H137ZM182 89V90H181ZM197 89V90H196ZM243 89V90H242ZM90 90V91H89ZM132 92H131V91ZM187 90H189V91H187ZM191 90V91H190ZM199 90V91H198ZM225 90H226V88H225ZM244 90H245V92H244ZM248 92H247V91ZM89 91V92H88ZM92 91V92H91ZM93 91H94V93H93ZM97 91V92H96ZM113 91V92H112ZM128 91V92H127ZM136 91H137V93H136ZM138 91H140V92H138ZM203 93H201V92ZM211 91V92H212ZM237 91H238V93H237ZM257 91H259V92H257ZM87 94H86V93ZM106 92H108L109 93V98L106 96ZM112 94H111V93ZM126 92V93H125ZM150 92V93H149ZM152 92V93H151ZM189 92H191V93H189ZM196 92V93H195ZM216 92V91H215ZM227 92V91H226ZM252 92V93H251ZM254 92V93H253ZM257 92V93H256ZM100 93V94H99ZM131 93V94H130ZM135 93L137 94V95H135ZM171 93V94H170ZM184 93V94H183ZM193 93V94H192ZM223 93V94H224ZM235 93H236V95H235ZM247 93V94H246ZM251 93V94H250ZM256 93V94H255ZM258 93H259V95H258ZM91 94V95H90ZM116 94H118L119 95V97L120 98H117V96L118 95H116ZM125 94V95H124ZM126 94H127V96H126ZM134 94V95H133ZM139 94V95H138ZM145 94H147V95H145ZM170 94V95H169ZM175 94V95H174ZM196 94H198V95H196ZM97 95V97H98V99H97V97H95ZM116 95V96H115ZM158 95H159V98H158ZM186 95H189V96H186ZM192 95V96H191ZM194 95H196V97L194 96ZM202 95V96H201ZM208 96L207 98H206V96ZM257 95V96H256ZM88 96V97H87ZM94 96V97H93ZM132 96V97H131ZM141 96V97H140ZM166 96H167V98H166ZM171 96V97H170ZM203 96H204V98H203ZM212 96H214L213 95V93H212ZM258 96H260V97H258ZM262 96H263V99H262ZM81 97V96H80ZM83 97L81 98L82 99V101H84L83 100ZM115 97H116V100H115ZM125 97L127 98V99H125ZM136 97V98H135ZM146 97H147V99H146ZM151 97V98H150ZM155 97V98H154ZM162 97V100L160 99ZM168 97H169V99H168ZM223 96H221L220 98H222ZM108 98V99H107ZM128 98H129V101H130V103H129V101H128ZM138 98V99H137ZM142 98V99H141ZM158 98V99H157ZM173 98V99H172ZM177 98V99H176ZM192 98V99H191ZM196 98V99H195ZM230 98V99H229ZM236 98V99H235ZM117 99L122 103V104H120V102L118 103L117 102ZM136 99V100H135ZM149 99H151V101L149 100ZM165 99H167V100H165ZM200 99H202V100H204V101H202L201 102V100ZM115 102H117V103H115ZM124 100V101H123ZM126 100V101H125ZM140 100L142 101V102H140ZM148 102H147V101ZM179 100H180V102H179ZM188 100V101H187ZM199 100H200V102H199ZM228 100V101H227ZM232 100H234V101H232ZM89 101V102H88ZM96 101V102H95ZM100 101V102H99ZM160 103H159V102ZM189 103H187V102ZM209 101V100H208ZM217 101V100H216ZM227 101V102H226ZM112 102H114V103H112ZM127 102V104H125ZM139 102H140V104H139ZM147 102V103H146ZM197 102H199L198 104H197ZM205 102V103H204ZM231 102H232V104H231ZM240 102V103H239ZM84 103V102H83ZM95 103V104H94ZM98 103H99V106H98ZM100 103H101V105H100ZM125 105H124V104ZM133 103V104H132ZM136 103V104H135ZM142 103V104H141ZM153 103V104H152ZM157 105H156V104ZM244 103H245V105H244ZM84 104H86V103H84ZM86 104V105H87ZM115 106H114V105ZM116 104H117V106H116ZM131 104H132V107H131ZM145 104V105H144ZM192 104H196V105H192ZM201 104V105H200ZM229 104V105H228ZM235 106H234V105ZM238 106H237V105ZM240 104V105H239ZM118 105H119V107H118ZM120 105H122V106H120ZM134 105H135V107L137 106V108H134ZM139 105V106H138ZM152 105V106H151ZM154 105V106H153ZM156 105V106H155ZM216 105H217V107H216ZM219 105V106H218ZM220 105H221V107H220ZM227 105L229 106V107H227ZM127 106H129V107H127ZM146 106V107H145ZM185 106L187 107V108H185ZM192 106V107H191ZM203 106V107H202ZM206 106V107H205ZM240 106H242V109H241V107ZM107 107V109H104V108H106ZM122 107V108H121ZM126 107V108H125ZM194 107V108H193ZM201 107V108H200ZM222 107H223V109H222ZM119 108H120V110H119ZM196 108V109H195ZM216 108V109H215ZM226 108V109H225ZM234 108V109H233ZM238 108V109H237ZM122 109H123V111H122ZM128 109V110H127ZM129 109H130V111H129ZM132 109V110H131ZM190 109H191V111H190ZM194 109V110H193ZM201 111H200V110ZM240 109V110H239ZM199 110V111H198ZM114 111H116V112H114L115 113V115H112V114H114L113 112ZM120 113H123V112H125V113H123L122 115L124 116H119L118 117V114H119V112ZM127 111V112H126ZM94 112V111H93ZM112 112V113H111ZM189 112H191L192 114L190 115V113ZM196 112H198V113H196ZM234 112V113H233ZM239 112V113H238ZM188 113H189V115H188ZM223 113V114H222ZM183 114V115H184ZM196 114V115H195ZM204 114V113H203ZM207 114L205 115V116H207ZM117 115V120H121V118L123 119L122 121H117L115 118V116ZM218 115V116H217ZM90 116V115H89ZM114 118H113V117ZM126 116V117H125ZM198 116V117H197ZM94 117V116H93ZM121 117V118H120ZM187 117V118H188ZM239 117V118H238ZM243 117V118H242ZM88 118H90V117H88ZM92 118V117H91ZM90 118V119H91ZM126 118V119H125ZM89 119V120H90ZM95 119V118H94ZM105 119V118H104ZM105 119V120H106ZM112 119H114V120H112ZM198 119V120H199ZM107 120H106V122H104L105 124H110L109 122H107ZM201 120V119H200ZM215 120H219L218 122L217 121H215ZM114 121H115V123H114ZM201 121H203V120H201ZM240 121H241V123H240ZM198 122V121H197ZM204 122V121H203ZM205 122H206V119H205ZM210 122V123H209ZM221 122V123H220ZM243 122V123H242ZM212 123H214V124H212ZM240 123V124H239ZM204 124V125H205ZM220 124V125H219ZM205 125V126H206ZM216 125V126H215ZM218 125V126H217ZM250 125V126H249ZM227 127V128H226ZM230 127V128H229ZM249 127V128H248ZM215 128H218V131H215ZM252 128V129H251ZM211 129H212V131H211ZM222 129H223V132H222ZM228 130H230V131H228ZM214 131V132H213ZM219 131H221V133H219ZM225 131V132H224ZM244 131V132H243ZM241 132V133H240ZM117 131H112V132H110V135H112L111 137H114V136H116L115 138H117L118 137V135H117ZM237 133V134H236ZM258 137V138H257ZM227 138V139H226ZM232 139H234V140H232ZM258 139V140H257ZM228 140V141H227ZM78 141V140H77ZM251 141V142H250ZM82 143V142H81ZM230 143V144H229ZM233 143V145H231ZM240 143V144H239ZM230 145V146H229ZM235 145H237V146H235ZM237 149H236V148ZM239 147V148H238ZM226 148V147H225ZM233 148H234V150H233ZM246 148V149H245ZM248 148H249V150H250V152H251V154L250 155H248V157L246 158V156H247V154H249L248 153ZM227 149V148H226ZM240 149V150H239ZM248 150V151H247ZM52 151V149L50 150V152ZM54 152H56V151H54ZM54 152H51V153H49V155L50 156H52V158H54L53 156H56L57 154L56 153H54ZM245 153V154H244ZM53 154H56V155H53ZM67 154V153H66ZM116 154H117V152H116ZM59 155V154H58ZM71 155V154H70ZM115 157H116V155L115 154H113ZM257 155V156H256ZM72 156L73 155H71V158H72ZM106 156L108 157V158H110V157H112V155H109V154H106ZM67 157H68V155H67ZM70 157V156H69ZM68 157V158H69ZM74 157V156H73ZM71 158H69L68 160H70ZM263 158V159H262ZM67 159V158H66ZM74 159V158H73ZM73 159L72 160H70V162H72L74 165L73 166H80V165H78L81 161H79V162H77V164H76V161L74 162L73 161ZM254 160H255V162H254ZM254 162V163H253ZM85 162H82V163H80L81 164V166H85L86 165V163L84 164ZM82 164H84V165H82ZM57 165H59L58 163H56L54 166H57ZM87 165H89V164H87ZM69 166H71V165H69ZM91 166V165H90ZM248 166H242V168H240L241 166H236V167H238L239 169H241L242 171H243V169H246ZM106 167V169H104V168ZM102 168L104 169V171L105 170H107V169H110L109 167L110 166H103ZM235 167V166H234ZM258 167V168H257ZM103 172V171H102ZM85 181V180H84ZM72 183V182H71ZM85 183L86 184H83V183H80L79 185H78V187H74L75 185H71V187H72V190H75L74 192L71 190V187L69 186V188H68V190H67V193L66 194H68L67 196H69L70 194H74L73 196H78V198H81V199H77V197H76V200H75V197H71V195H70V198L71 199H73V200H75V201H80L79 202V204L82 206V208H79L78 210H74V209H71V208H64L63 209V211H64V213L67 215V217H69L70 219H72L73 221H76V222H80V223H86V224H91L90 226H93L92 228H96V226L94 227V225H99V222L97 221L98 220V218H96L95 217V213H97L98 211H96L98 208V205L95 203V201H96V199H95V201H94V199L92 200V199H89L88 197H87V191H90L91 190V188H88V186H86L87 185V183H88V181L86 180L85 181ZM73 188H76V189H73ZM70 190V191H69ZM73 193H72V192ZM86 193V194H84V193ZM82 193V195H80ZM83 195H85L87 198H85V196H83ZM80 196V197H79ZM92 198V197H91ZM256 199L258 198L259 199V202L258 203H264V199L263 198H261V196H259V197H255ZM257 199V200H258ZM263 199V200H262ZM262 200V201H261ZM81 201H83V202H81ZM85 202V203H84ZM94 202V203H93ZM88 203V204H87ZM96 206V210H93L94 208H92L91 206ZM47 206H49V205H45L44 207H47ZM52 208H55V205H52L51 206ZM66 211V212H65ZM264 213V212H263ZM264 215V214H263ZM261 216H262V213H261ZM260 220H262V221H260L261 222V224L263 225V223H264V216L263 217H261V219ZM259 222V223H260ZM93 224V225H92ZM261 225V226H262ZM100 226V225H99ZM99 226H97V228H96V230L99 228ZM258 226H260V224H258ZM257 226V227H258ZM257 229V228H256ZM260 229V230H259ZM258 229V234L256 235V233H257V231H254L255 232V235L256 236H258V237H260V234H264L263 232V227H262V229H261V227ZM98 231V230H97ZM101 231V229L99 230V232ZM261 231V232H260ZM102 232V231H101ZM105 235H107L108 236V234H105ZM109 236L111 237H116V238H114V239H117L118 240V238H120V237H118V236H114V235H110L109 234ZM262 238H264V235L263 236H261ZM260 237V238H261ZM120 241H122V242H124L125 241V239L124 238H122L121 237V239H119Z\"/></svg>","mask_w":264,"mask_h":264},{"label":"water","instance_id":"obj_3","mask_svg":"<svg viewBox=\"0 0 264 264\" xmlns=\"http://www.w3.org/2000/svg\"><path fill=\"white\" fill-rule=\"evenodd\" d=\"M0 264H135L123 242L94 236L0 234Z\"/></svg>","mask_w":264,"mask_h":264}]
</instances>
